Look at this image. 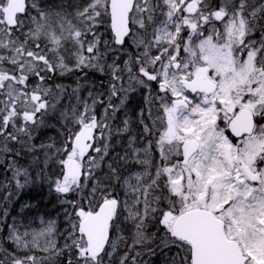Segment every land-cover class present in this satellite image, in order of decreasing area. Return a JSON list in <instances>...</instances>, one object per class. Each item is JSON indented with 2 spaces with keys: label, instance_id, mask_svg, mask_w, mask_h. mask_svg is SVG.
Returning a JSON list of instances; mask_svg holds the SVG:
<instances>
[{
  "label": "snow or ice",
  "instance_id": "obj_1",
  "mask_svg": "<svg viewBox=\"0 0 264 264\" xmlns=\"http://www.w3.org/2000/svg\"><path fill=\"white\" fill-rule=\"evenodd\" d=\"M0 264H264V0H0Z\"/></svg>",
  "mask_w": 264,
  "mask_h": 264
}]
</instances>
